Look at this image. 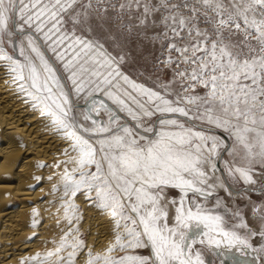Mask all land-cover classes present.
Returning a JSON list of instances; mask_svg holds the SVG:
<instances>
[{
	"label": "rangeland",
	"instance_id": "obj_1",
	"mask_svg": "<svg viewBox=\"0 0 264 264\" xmlns=\"http://www.w3.org/2000/svg\"><path fill=\"white\" fill-rule=\"evenodd\" d=\"M26 34L37 39L67 90L75 93L73 83L84 84L74 109H82L91 136L104 139L94 151L104 157L109 191L121 198L135 232L133 240L125 238L126 264H179L183 258L264 264V0H0V40L24 60ZM118 70L147 92L117 81ZM103 86L117 87L122 110L116 101L98 106L95 93ZM168 117L176 121L158 129L182 139L157 144L148 131ZM196 129L203 133L195 135ZM166 151L202 169L221 161L247 169L254 183L245 186L238 174L227 178L219 165L220 180L237 195L187 169L198 185L170 182L172 174L161 179L144 162L150 152L163 159ZM122 157L135 167L127 168ZM139 173L155 181L141 183ZM137 189L151 194L154 215L147 216ZM182 194L193 209L217 215L216 227L229 232L222 247L205 239V227L192 218H174L171 209ZM145 223L160 233L149 236ZM181 229L193 236L180 238ZM131 256L137 258L131 262Z\"/></svg>",
	"mask_w": 264,
	"mask_h": 264
},
{
	"label": "bare ground",
	"instance_id": "obj_2",
	"mask_svg": "<svg viewBox=\"0 0 264 264\" xmlns=\"http://www.w3.org/2000/svg\"><path fill=\"white\" fill-rule=\"evenodd\" d=\"M12 39L11 35L10 44ZM24 39L28 55L25 60L20 54L14 55L0 40V264H126L128 260L122 258L125 238L133 240L135 232L126 220L121 198L109 191L102 170L104 157L94 151L96 144L104 139L92 137L85 128L82 109H74L81 106L74 96L84 84L73 83L75 93L67 90L37 39L31 34H26ZM104 54L107 56L108 51ZM113 76L147 92L121 70ZM116 90V86L97 89L98 106H109L116 101L118 111L122 110L123 96L116 95ZM98 106L95 109H101ZM174 121L175 117L163 118L155 129H148L157 144L166 139H182L179 134L158 129L159 123ZM135 126L139 127L138 123ZM136 133L147 138L139 131ZM202 133L194 130L195 135ZM156 158L150 152L145 168L154 165L161 179L172 174L170 182L198 185L186 176L187 169L237 195L236 189L220 180L216 169L221 167V174L227 178L229 174H238L245 186L254 183L247 169L224 167L222 161L219 168L215 162L202 169L189 157H173L169 151L165 158ZM162 160L165 165L161 164ZM120 161L127 168L135 167L134 160L122 157ZM155 178L137 174V180L144 184H152ZM137 193L140 203L148 208L147 216L154 215L149 191L137 189ZM171 212L178 222L183 213L198 222L197 225H203L205 239L211 244L224 245L223 238L229 232L216 227L217 215L193 209L183 194ZM143 227L149 236L160 233L157 227L146 223ZM191 235V230L181 229L179 237L191 238ZM231 250L236 256V248ZM136 258L131 256L130 261ZM179 264H191V259L183 258Z\"/></svg>",
	"mask_w": 264,
	"mask_h": 264
}]
</instances>
